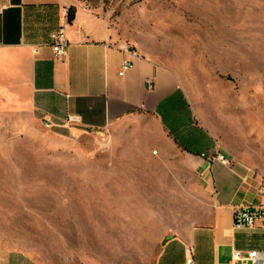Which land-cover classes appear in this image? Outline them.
Returning a JSON list of instances; mask_svg holds the SVG:
<instances>
[{
  "label": "crops",
  "instance_id": "0c3cea01",
  "mask_svg": "<svg viewBox=\"0 0 264 264\" xmlns=\"http://www.w3.org/2000/svg\"><path fill=\"white\" fill-rule=\"evenodd\" d=\"M60 27L68 48L58 61L50 36ZM124 44L108 18L79 0H0L5 110L19 104L36 122L54 124L51 136L71 145L85 134H109L115 144L102 167L103 200L87 201L89 223L99 231L63 230L55 216V263L0 245V264H185L187 247L195 264H233L234 250L264 251L261 223L234 227L236 208L264 206V87L239 93L225 81L237 71L235 58L218 62L209 93L188 82L192 75L138 50L133 68L119 76ZM212 150L234 165L203 157ZM79 238L86 251L73 245Z\"/></svg>",
  "mask_w": 264,
  "mask_h": 264
},
{
  "label": "rangeland",
  "instance_id": "374dc122",
  "mask_svg": "<svg viewBox=\"0 0 264 264\" xmlns=\"http://www.w3.org/2000/svg\"><path fill=\"white\" fill-rule=\"evenodd\" d=\"M79 1L82 7L108 18L134 51L160 58L181 75H192L187 80L196 89L210 93L217 86L218 62L236 59L238 63L232 65L237 71L222 76L224 80L239 93L264 87V0ZM3 98L0 245L32 251L36 259L55 263L60 257L55 253V216L64 221L63 230L99 231L89 223L87 201L103 200L102 167L115 144L109 134L104 138L85 134L72 145L59 141L19 104L14 111L5 110ZM254 98L263 96L256 92ZM94 167L98 169L93 171ZM73 245L86 251L85 238Z\"/></svg>",
  "mask_w": 264,
  "mask_h": 264
},
{
  "label": "built area",
  "instance_id": "2783aa9c",
  "mask_svg": "<svg viewBox=\"0 0 264 264\" xmlns=\"http://www.w3.org/2000/svg\"><path fill=\"white\" fill-rule=\"evenodd\" d=\"M51 47L54 53L55 60H63L67 54L68 39L65 27H60L55 30L51 36ZM122 52L126 55V60L123 62L119 76H124L129 70L133 68L132 58L136 56V52L128 44L120 46ZM149 84L152 81H148ZM71 121V120H70ZM47 129H52L55 125L46 121L44 123ZM203 157L212 158L214 157L217 162L225 167H232L235 163L234 159L229 158L222 151L212 150ZM259 194L264 197V174L261 175V184L259 189ZM258 223L264 226V206L251 207L242 206L234 210V227L235 229H253ZM186 263L185 264H195L194 262V248H186ZM232 263L239 264H264V251H250L243 253L239 250H234L232 256Z\"/></svg>",
  "mask_w": 264,
  "mask_h": 264
},
{
  "label": "trees",
  "instance_id": "16d2710c",
  "mask_svg": "<svg viewBox=\"0 0 264 264\" xmlns=\"http://www.w3.org/2000/svg\"><path fill=\"white\" fill-rule=\"evenodd\" d=\"M75 13H76V10L75 8H71L70 11H69V15H68V21L69 23H72L75 19Z\"/></svg>",
  "mask_w": 264,
  "mask_h": 264
}]
</instances>
